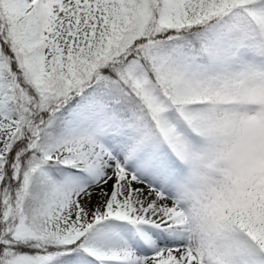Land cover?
<instances>
[{
  "label": "snow or ice",
  "instance_id": "obj_1",
  "mask_svg": "<svg viewBox=\"0 0 264 264\" xmlns=\"http://www.w3.org/2000/svg\"><path fill=\"white\" fill-rule=\"evenodd\" d=\"M0 264H264V0H0Z\"/></svg>",
  "mask_w": 264,
  "mask_h": 264
}]
</instances>
